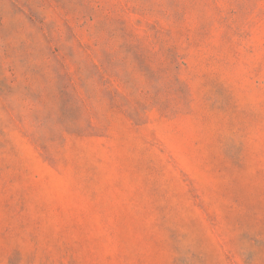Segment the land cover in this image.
<instances>
[{
	"label": "rangeland",
	"instance_id": "374dc122",
	"mask_svg": "<svg viewBox=\"0 0 264 264\" xmlns=\"http://www.w3.org/2000/svg\"><path fill=\"white\" fill-rule=\"evenodd\" d=\"M0 264H264V0H0Z\"/></svg>",
	"mask_w": 264,
	"mask_h": 264
}]
</instances>
